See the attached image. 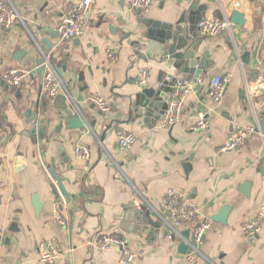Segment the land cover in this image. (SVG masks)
Instances as JSON below:
<instances>
[{"label": "crops", "instance_id": "1", "mask_svg": "<svg viewBox=\"0 0 264 264\" xmlns=\"http://www.w3.org/2000/svg\"><path fill=\"white\" fill-rule=\"evenodd\" d=\"M80 1L10 0L20 21L8 30L0 28V80L9 69L25 74L17 88L0 85V264H39L37 244L48 239L61 246L57 264H120L119 249L102 253L90 247L98 233L123 238L135 254L132 264H190L186 251H180L181 240L168 229L135 231L133 208L146 207L159 222L152 208H159L169 189L184 193L210 222L223 207L231 208L225 225L211 222L202 257L193 264H264V222L254 244L240 232L264 207V136L257 132L239 150L219 152L236 129L258 128L264 113V0H197L194 10L204 8L202 19L230 21L236 11L244 24L230 23L229 31L214 38H203L196 30L197 56L210 64L197 76L202 82L188 95L183 120L169 130L159 129L153 118L128 119V103L140 92L135 79L145 66L150 73L146 87L163 73L165 79L192 81L168 66L166 46L144 38L140 21L173 23L189 3L159 0L138 16L130 0H94L81 35L62 42L57 28ZM42 40L51 47L38 73L35 57L43 53ZM109 50L116 61L108 59ZM48 64L55 70L64 67L62 93L72 105L66 112L41 90ZM214 76L227 80L217 105L207 96ZM94 97L105 101L107 111L97 108ZM197 111L207 114V132L190 128ZM72 117L83 119V134L67 129ZM36 122L34 140L28 132ZM130 133L136 142L119 150L118 137ZM75 145L89 149L88 162L73 155ZM15 163L22 170L15 171ZM50 168L62 178L65 196ZM244 184L247 197L240 191ZM34 195L42 204L39 214L32 205ZM58 202L66 226L53 219Z\"/></svg>", "mask_w": 264, "mask_h": 264}, {"label": "built area", "instance_id": "2", "mask_svg": "<svg viewBox=\"0 0 264 264\" xmlns=\"http://www.w3.org/2000/svg\"><path fill=\"white\" fill-rule=\"evenodd\" d=\"M159 0H130L131 6L146 14ZM94 8V0H81L74 6L71 14L58 26L57 33L61 41L72 40L79 37L86 23L88 22ZM20 21V15L10 0H0V28L10 29L16 22ZM230 29V22L227 19H202L197 24V32L203 38H214L222 35ZM110 62L116 61L115 52L109 50L107 53ZM24 72L20 69H9L5 72L3 80L12 87L17 88L24 79ZM150 80L148 67L140 69L136 76L135 84L139 90L145 88ZM201 78L197 77L191 82L188 79L176 81L174 92L169 96L166 110L160 117L158 128L169 130L173 125L181 122L186 112V99L191 93L195 84H201ZM227 80L220 76H214L209 82L208 98L213 104L221 102ZM63 90L62 81L56 70L48 64L43 75L42 91L47 98H54ZM91 101L103 112L108 106L100 97H94ZM192 131L207 132L209 123L207 114L204 111H197L196 120L190 127ZM80 130L79 134H83ZM257 133V127L238 128L233 131L220 147V153H227L242 148L249 137ZM135 134L120 135L116 146L119 150H127L136 142ZM74 156L84 162L90 160V151L83 145H75ZM159 222L165 226L171 236L178 237L187 247L186 260L193 264L196 258L202 257L201 247L204 237L211 228V222L202 214L201 207L191 203L182 192L169 189L161 198L159 208H152ZM53 219L61 226H66V220L60 212V203H55L53 208ZM261 221L264 222V207L257 213L254 220L244 223L241 227L243 238H251L261 230ZM188 233L187 237L183 232ZM90 247L102 253L111 252L113 249L120 251V264H132L135 254L129 249L127 242L116 234L98 233L90 241ZM61 246L56 239H48L38 242L37 251L39 264H57L61 255Z\"/></svg>", "mask_w": 264, "mask_h": 264}, {"label": "water", "instance_id": "3", "mask_svg": "<svg viewBox=\"0 0 264 264\" xmlns=\"http://www.w3.org/2000/svg\"><path fill=\"white\" fill-rule=\"evenodd\" d=\"M164 1H173L178 2L179 0H164ZM184 3H189L186 8H183L180 12L176 13V20L173 23H161L154 22L153 20L142 19L140 22L146 28V33L144 38L152 39L161 44L162 46H166V57L168 59L169 67L174 68L178 75H187L191 77L192 80H195L197 76H200L203 71L208 67V62L205 58L197 56L198 49V41L196 40L198 34L197 24L202 20L204 15V8L199 6L196 10H194V6L198 5L197 0L189 2V0H182ZM136 10V9H135ZM137 15L140 16V10H136ZM230 23L237 24L242 26L244 24L243 15L239 12H233L230 17ZM42 45L40 52L42 53L41 57H35V63L38 67L37 72H41V66L44 61L45 54L48 53L51 45L47 40H42ZM135 45H139L135 42ZM245 62H248V59H244ZM64 67H59L56 69V73L61 77L63 75ZM164 73L161 74L155 84L150 87H145L140 90V92L135 95L134 100L129 101L128 103V119L144 118L146 119H155L159 121L160 117L163 115L166 110L167 101L169 99L170 94L174 92L175 87V79L173 77H168L165 79ZM253 79L256 81L258 79V73H253ZM4 81L0 80V85H4ZM53 105L59 106L55 107L60 112H66L69 110L70 105L66 103L69 100V96L65 93H60L56 97L49 99ZM44 103V102H43ZM39 103L36 104L35 108L38 109ZM119 118L121 114H119ZM260 121L258 123L257 132L261 133L264 136V113L260 117ZM67 121V129L74 130L80 129L83 130L85 127V123L81 117H72ZM90 126H94V122L90 123ZM37 122L34 124L32 129L28 132L29 135H32L33 138H37ZM34 138V140H36ZM61 150V149H60ZM63 159L66 157L63 153L60 155ZM15 171L22 170L23 166H19L18 163H15ZM187 165H184V168H187ZM50 176L56 182L58 188L65 196V192L62 186V178L57 175L52 168H50ZM240 191L246 197L248 196L249 186L244 184L240 187ZM52 194L57 197L58 194L56 190H52ZM32 205L36 214H39L42 209V204L38 200L37 196L32 197ZM231 208L229 206L223 207L217 214L211 216L210 220L213 223V226L216 224L225 225L227 216L230 212ZM134 214V223H135V231L140 232L141 227H146V230L151 232L158 229H162L167 231L165 226H162L160 222H154L151 219L149 211H147L146 207L138 206L137 208H133ZM168 234L172 235L171 232ZM187 237L188 233L184 232L183 234ZM257 236H253L248 238L247 241L250 244H254ZM180 251L185 252L187 247L184 243L179 245Z\"/></svg>", "mask_w": 264, "mask_h": 264}, {"label": "rangeland", "instance_id": "4", "mask_svg": "<svg viewBox=\"0 0 264 264\" xmlns=\"http://www.w3.org/2000/svg\"><path fill=\"white\" fill-rule=\"evenodd\" d=\"M16 23H17V22H16ZM16 23H15V24H16ZM15 24H14V25H15ZM14 25H13V26H14ZM13 26H12V27H13ZM12 27H11V28H12ZM57 29H58V28H57ZM57 34H58V33H57ZM58 38H59V35H58ZM77 38H78V37H77ZM75 39H76V38H75ZM59 40H60V38H59ZM72 40H74V39H72ZM60 41H61V40H60ZM67 41H71V40H65V41H62V42H67ZM46 67H47V66H46ZM45 71H46V70H45ZM44 73H45V72H44ZM44 73H43V75H44ZM59 77H60V76H59ZM3 81H4V80H3ZM4 82H5V81H4ZM5 83H6V82H5ZM42 83H43V76H42ZM41 90H42V85H41ZM61 93H62V92H61ZM43 95H44L45 98H47V96H46L44 93H43ZM48 99H51V98H48ZM73 155H74V154H73Z\"/></svg>", "mask_w": 264, "mask_h": 264}]
</instances>
